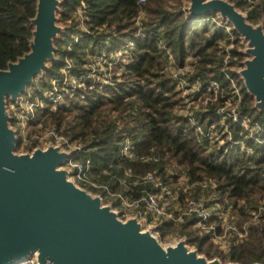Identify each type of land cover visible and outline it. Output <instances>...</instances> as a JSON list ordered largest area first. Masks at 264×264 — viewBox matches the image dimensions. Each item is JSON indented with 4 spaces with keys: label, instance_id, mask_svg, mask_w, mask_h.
Returning <instances> with one entry per match:
<instances>
[{
    "label": "trees",
    "instance_id": "16d2710c",
    "mask_svg": "<svg viewBox=\"0 0 264 264\" xmlns=\"http://www.w3.org/2000/svg\"><path fill=\"white\" fill-rule=\"evenodd\" d=\"M234 4L246 13L250 23L264 19V3L250 9L241 1ZM81 5L82 24L74 17ZM35 12L36 0H0V69L29 51ZM56 16L63 29L53 40L55 59L33 83L31 95L40 92L39 87L50 85L66 58L79 71L89 55L102 50L110 53L126 46L127 53L125 60L113 66L110 83H94L83 97L76 94L67 98L55 111L44 108L36 121L62 127L72 139L81 141L83 158L91 160V174L113 190L120 189L118 179L123 178L125 168L137 174L156 171L166 180V169L174 164L182 168L189 183L213 180L218 203L225 202L232 212H238L240 227L250 211L264 201V149L247 141L253 148V154L247 156L234 151L223 153L214 143L208 147L177 113L182 106L181 94L165 71L168 53L177 65L192 59L194 76L221 80L226 89L227 82L214 67L223 32L219 28L210 30L199 17L188 16L184 0H61ZM130 42L131 46H127ZM240 81L241 111L264 125V113L254 108L253 96ZM206 117L215 119L213 106ZM15 121L12 118L10 124ZM30 125L34 129L36 123ZM17 137L19 140L18 134ZM124 141L132 144L134 155H153L159 161L141 162L126 157L120 151ZM16 149L20 150L19 142ZM146 190L151 189L147 185L132 187L134 195ZM192 225L193 221H165L157 229L160 238L172 231L184 236L188 246L208 259L264 264V216L225 251L208 234L197 233Z\"/></svg>",
    "mask_w": 264,
    "mask_h": 264
},
{
    "label": "water",
    "instance_id": "95a60500",
    "mask_svg": "<svg viewBox=\"0 0 264 264\" xmlns=\"http://www.w3.org/2000/svg\"><path fill=\"white\" fill-rule=\"evenodd\" d=\"M60 3L36 0L29 51L0 69V264L32 253L39 264H239L208 259L184 236L162 244L136 216L122 219L100 195L69 178L63 164L70 153L59 146L15 152L17 130L6 98L17 103L54 61L53 40L63 29L56 16ZM185 10L194 18L217 13L240 35L248 57L237 74L254 108L264 111V19L250 23L229 0H188Z\"/></svg>",
    "mask_w": 264,
    "mask_h": 264
},
{
    "label": "built area",
    "instance_id": "2783aa9c",
    "mask_svg": "<svg viewBox=\"0 0 264 264\" xmlns=\"http://www.w3.org/2000/svg\"><path fill=\"white\" fill-rule=\"evenodd\" d=\"M142 1L144 0H139ZM234 1H241L247 9L264 3V0H231L230 2ZM187 3L188 0H184V10ZM83 8V5L78 6L74 15L81 24L84 19ZM204 22L210 30L219 28L223 32V37L218 42V55L214 67L218 69L228 86L225 89L221 80L213 77L194 76V60L191 63L192 59L186 60L183 64L177 65L173 56L167 52L165 71L173 80L175 88L180 91L182 98V106L177 113L187 120L188 126L200 140L207 142L208 147L214 143L223 153L234 151L250 156L253 154V148L247 144V141L256 143L264 149V136H262L264 125L255 120L253 115L241 111L243 86L237 73L242 68V62L248 57L242 53L246 45L232 26L218 15H209ZM82 29L88 32L86 28L82 27ZM137 33V35L141 33L139 28ZM76 40L77 38L74 41ZM131 43L127 46H131ZM126 53V46L110 53L102 50L97 54L89 55L83 64V69L79 71L74 70L72 60L66 58L60 74L50 80V85L43 93L38 92L34 96L20 98L17 103L13 102L11 107L15 112V122L19 125L17 134L20 150L24 152L29 151L30 148V150L36 147L44 148L48 144L57 145L70 153L63 164V167L71 172L69 178L81 188L100 195L106 204L112 205L122 219L136 216L143 223L144 228L151 229L158 238L160 235L157 228L165 221L175 224L193 221L192 226L197 233L208 234L211 241L225 251L230 244L246 236L251 224L260 222L264 216V201H260L250 211L248 219L239 227L237 220L232 216L195 194V190L213 191L216 184L211 179L189 183L184 172L182 176H167V179L163 180L156 171L137 174L132 172L131 168H125L123 178L118 179L120 189L113 190L107 183L98 181L91 174V160L83 158L84 149L81 141L72 139L62 127L58 128L49 123L43 125L42 121H36L38 113L44 108L49 107L50 110L55 111L67 98H73L76 94L83 97L94 83H110L113 66L120 60H125ZM211 106L215 119L206 117ZM32 122L36 123L34 129L30 125ZM120 151L133 160L159 161L158 157L153 155H134L129 141L121 144ZM144 185L151 190L143 191L138 195L132 193V187ZM172 201L181 202L178 207L174 206V211L169 210ZM176 240H167L166 244H173ZM13 264H39V262L36 253H32L29 257Z\"/></svg>",
    "mask_w": 264,
    "mask_h": 264
},
{
    "label": "rangeland",
    "instance_id": "374dc122",
    "mask_svg": "<svg viewBox=\"0 0 264 264\" xmlns=\"http://www.w3.org/2000/svg\"><path fill=\"white\" fill-rule=\"evenodd\" d=\"M229 1H231V0H229ZM216 15H218L217 13H215ZM219 16V15H218ZM209 18V15H204V16H201V17H199V20H200V23L201 22H204L206 19H208ZM59 24V23H58ZM202 24V23H201ZM231 25V24H230ZM48 64H49V62H48ZM40 76H38V75H36L35 76V78L33 79V81H32V83L31 84H29L28 86H27V89H26V91L23 93V94H21L20 95V98H26V97H28V96H30L31 95V92L33 91V88H34V86H33V83L34 82H36L37 83V81H38V78H39ZM46 88L47 87H43V86H41V87H39V91L40 92H44L45 90H46ZM19 98V99H20ZM9 102V103H8ZM7 102V109H8V112H9V114L11 115V117L12 118H15L16 119V116H15V112H14V110L12 109V107H11V104L13 103V102H11L10 100ZM259 112V111H258ZM262 113H264V111H262ZM11 126L12 127H14V128H16V130H17V128L19 127V125H17L15 122L14 123H12L11 124ZM17 131H19V130H17ZM15 152L16 153H19L20 152V150L19 149H16L15 150ZM172 166H169L167 169H166V176H168V177H170V176H173V177H178V176H182V175H184V171L182 170V168L180 167V166H176V165H174V164H171ZM195 194L198 196V195H200V197H202V198H204L205 200H207V201H209V204L210 205H215V206H218V207H220L221 208V210H223L224 211V213H226L227 215H229V216H232L235 220H238V218H239V216H238V212H232V207L230 206V205H226V203L225 202H223V204L222 203H218V202H220L218 199H217V197L215 196V194L213 193V191L212 190H206V191H204L203 193H201L199 190H195ZM103 203L104 204H106V202H104V200H103ZM179 205H181V202H174V201H172V204H169V210H172V211H174V206L175 207H178ZM176 234H175V232L174 231H172V232H168L167 233V235L165 236V237H163V239H160L159 238V240H160V242L162 243V244H166L167 243V240H175V239H178L179 237H177V236H175ZM182 237V236H181ZM166 241V242H165ZM189 248H191V249H193V247H191V246H189Z\"/></svg>",
    "mask_w": 264,
    "mask_h": 264
},
{
    "label": "crops",
    "instance_id": "0c3cea01",
    "mask_svg": "<svg viewBox=\"0 0 264 264\" xmlns=\"http://www.w3.org/2000/svg\"><path fill=\"white\" fill-rule=\"evenodd\" d=\"M201 193H203L204 191H201V190H199ZM198 196H200V195H198ZM216 196V195H215Z\"/></svg>",
    "mask_w": 264,
    "mask_h": 264
}]
</instances>
